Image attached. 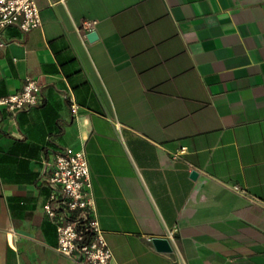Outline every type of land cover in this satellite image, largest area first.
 Instances as JSON below:
<instances>
[{
    "label": "crops",
    "instance_id": "obj_1",
    "mask_svg": "<svg viewBox=\"0 0 264 264\" xmlns=\"http://www.w3.org/2000/svg\"><path fill=\"white\" fill-rule=\"evenodd\" d=\"M36 3L42 26L0 46V98L41 95L0 106V264H72L44 210L66 149L88 155L111 264H264V0Z\"/></svg>",
    "mask_w": 264,
    "mask_h": 264
},
{
    "label": "built area",
    "instance_id": "obj_2",
    "mask_svg": "<svg viewBox=\"0 0 264 264\" xmlns=\"http://www.w3.org/2000/svg\"><path fill=\"white\" fill-rule=\"evenodd\" d=\"M42 24V10L36 0H0L1 47L8 44L4 36L7 28L17 27L29 33ZM96 25L97 22L85 21L80 31L86 35L95 31ZM40 102V86L34 80H28L21 92L0 98V106L12 111ZM44 169L45 186L51 191L44 210L59 233L56 251L72 264H111L113 250L96 216L93 176L87 153L68 149L55 152L45 161ZM172 239L175 240V234Z\"/></svg>",
    "mask_w": 264,
    "mask_h": 264
},
{
    "label": "water",
    "instance_id": "obj_3",
    "mask_svg": "<svg viewBox=\"0 0 264 264\" xmlns=\"http://www.w3.org/2000/svg\"><path fill=\"white\" fill-rule=\"evenodd\" d=\"M97 37H98L97 32H91L88 36L90 41L96 40ZM192 176L195 178L197 176V172H193ZM153 243H154L155 247L157 248V250H159L161 252H172L173 251L171 242L167 238H155L153 240Z\"/></svg>",
    "mask_w": 264,
    "mask_h": 264
}]
</instances>
